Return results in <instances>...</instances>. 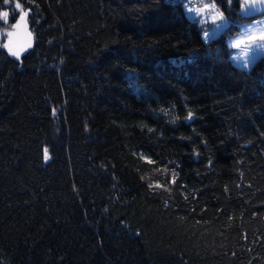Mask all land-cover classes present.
Returning a JSON list of instances; mask_svg holds the SVG:
<instances>
[{
    "label": "trees",
    "instance_id": "obj_1",
    "mask_svg": "<svg viewBox=\"0 0 264 264\" xmlns=\"http://www.w3.org/2000/svg\"><path fill=\"white\" fill-rule=\"evenodd\" d=\"M184 1L0 0V264H264V53Z\"/></svg>",
    "mask_w": 264,
    "mask_h": 264
},
{
    "label": "rangeland",
    "instance_id": "obj_2",
    "mask_svg": "<svg viewBox=\"0 0 264 264\" xmlns=\"http://www.w3.org/2000/svg\"><path fill=\"white\" fill-rule=\"evenodd\" d=\"M245 4L246 1L243 11ZM183 6L186 15L194 18L202 26L204 40L219 35L225 29L227 19L213 0H185ZM22 14L23 11H17L14 20H10L9 15L7 18L0 16L3 19V24H0V43L7 44L8 50L11 48L12 51H17L23 44L20 20ZM17 24V27H12ZM9 32L13 35L9 36ZM225 39L230 46V58L233 62L249 68L255 59L264 53V13L241 22L239 29L226 34Z\"/></svg>",
    "mask_w": 264,
    "mask_h": 264
},
{
    "label": "water",
    "instance_id": "obj_3",
    "mask_svg": "<svg viewBox=\"0 0 264 264\" xmlns=\"http://www.w3.org/2000/svg\"><path fill=\"white\" fill-rule=\"evenodd\" d=\"M27 12H28V9L24 11L22 14L24 16V20L21 21V28L23 31L24 39H23V44L17 50L18 53L25 52L26 50H28V48L31 45L32 35L27 26V21H26ZM262 13H264V0H247L246 1L245 14L249 18H253Z\"/></svg>",
    "mask_w": 264,
    "mask_h": 264
},
{
    "label": "snow or ice",
    "instance_id": "obj_4",
    "mask_svg": "<svg viewBox=\"0 0 264 264\" xmlns=\"http://www.w3.org/2000/svg\"><path fill=\"white\" fill-rule=\"evenodd\" d=\"M16 7L17 8H20L21 5L20 4H16ZM8 15H9L8 12H2V13H0V16H3L4 18H7ZM20 20L21 21L24 20V16L23 15H21ZM17 26H18V24L17 25H12V27H17ZM8 35L9 36H12L13 34L11 32H9ZM4 47L8 48V45L6 44V45H4ZM9 52H10L11 55L17 56V58H19V53L18 52L12 51L11 48H9ZM189 116H191V113H189ZM47 158H48V156H47V150H45V159H47Z\"/></svg>",
    "mask_w": 264,
    "mask_h": 264
}]
</instances>
